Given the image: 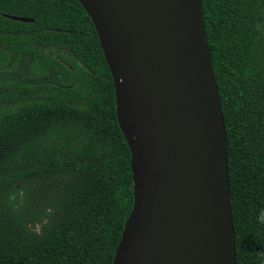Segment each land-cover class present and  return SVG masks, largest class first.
I'll return each instance as SVG.
<instances>
[{
	"label": "trees",
	"instance_id": "1",
	"mask_svg": "<svg viewBox=\"0 0 264 264\" xmlns=\"http://www.w3.org/2000/svg\"><path fill=\"white\" fill-rule=\"evenodd\" d=\"M203 7L237 264H264V0ZM133 187L113 78L83 6L0 0V264H113Z\"/></svg>",
	"mask_w": 264,
	"mask_h": 264
},
{
	"label": "water",
	"instance_id": "2",
	"mask_svg": "<svg viewBox=\"0 0 264 264\" xmlns=\"http://www.w3.org/2000/svg\"><path fill=\"white\" fill-rule=\"evenodd\" d=\"M78 1L99 37L131 151L134 202L113 264H237L204 0Z\"/></svg>",
	"mask_w": 264,
	"mask_h": 264
},
{
	"label": "clouds",
	"instance_id": "3",
	"mask_svg": "<svg viewBox=\"0 0 264 264\" xmlns=\"http://www.w3.org/2000/svg\"><path fill=\"white\" fill-rule=\"evenodd\" d=\"M258 220L260 223H264V210H261Z\"/></svg>",
	"mask_w": 264,
	"mask_h": 264
}]
</instances>
